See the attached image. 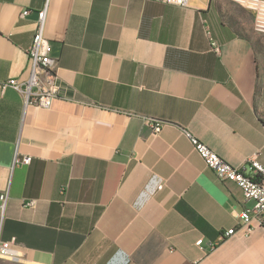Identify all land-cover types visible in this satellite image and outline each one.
<instances>
[{"label": "crops", "instance_id": "0c3cea01", "mask_svg": "<svg viewBox=\"0 0 264 264\" xmlns=\"http://www.w3.org/2000/svg\"><path fill=\"white\" fill-rule=\"evenodd\" d=\"M45 1L0 0V238L20 252L0 263L264 264L263 227L224 236L252 201L184 132L232 165H264V33L249 0H47L65 89L37 108L1 84L28 76Z\"/></svg>", "mask_w": 264, "mask_h": 264}, {"label": "built area", "instance_id": "2783aa9c", "mask_svg": "<svg viewBox=\"0 0 264 264\" xmlns=\"http://www.w3.org/2000/svg\"><path fill=\"white\" fill-rule=\"evenodd\" d=\"M167 4L185 5L187 0H154ZM47 0L43 8L36 12L35 31L32 41L26 50L29 63V73L25 79L11 78L2 83L1 86H11L17 90L23 98L24 106L37 108H49L52 102L65 89L58 80L56 74L57 58L51 55V43L44 36L45 11ZM249 8L254 14V31L261 34L264 31V0H249ZM30 9H24L21 13L26 16ZM215 50L219 48L215 46ZM145 121L151 126L152 133L157 135L161 131L162 122L154 118H146ZM189 138L194 151L201 157L205 166L211 169L220 181L235 183L241 190L244 200L252 201V206L239 212V224L227 229L224 236H230L238 231L243 235L250 234L255 227L264 228V165L261 164L257 155L248 158L241 166H235L226 162L208 145L184 131ZM31 157L19 156L17 153L13 158V165L28 164ZM163 184L158 185L161 189ZM7 192H0V221ZM35 200H24L23 205L33 207ZM197 245L201 243L198 240ZM20 252L13 239L2 240L0 238V260L18 261ZM1 264V263H0Z\"/></svg>", "mask_w": 264, "mask_h": 264}, {"label": "bare ground", "instance_id": "6f19581e", "mask_svg": "<svg viewBox=\"0 0 264 264\" xmlns=\"http://www.w3.org/2000/svg\"><path fill=\"white\" fill-rule=\"evenodd\" d=\"M261 33H264V31H261Z\"/></svg>", "mask_w": 264, "mask_h": 264}]
</instances>
